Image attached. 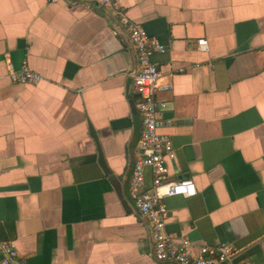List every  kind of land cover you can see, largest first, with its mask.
Returning a JSON list of instances; mask_svg holds the SVG:
<instances>
[{
  "label": "crops",
  "instance_id": "0c3cea01",
  "mask_svg": "<svg viewBox=\"0 0 264 264\" xmlns=\"http://www.w3.org/2000/svg\"><path fill=\"white\" fill-rule=\"evenodd\" d=\"M111 1L0 0V239L29 264H175L130 195L142 119L123 11L165 45L169 178L196 188L165 199L167 232L264 264V0ZM10 64L43 78L13 82Z\"/></svg>",
  "mask_w": 264,
  "mask_h": 264
},
{
  "label": "built area",
  "instance_id": "2783aa9c",
  "mask_svg": "<svg viewBox=\"0 0 264 264\" xmlns=\"http://www.w3.org/2000/svg\"><path fill=\"white\" fill-rule=\"evenodd\" d=\"M99 1L112 6L111 0ZM118 20L126 27L138 57V72L133 74V78L134 89L139 95L137 108L142 118V131L138 140V158L130 179V195L136 209L150 223L154 258L156 261L175 264H242L239 249L230 243L195 247L188 238L176 239L167 232L169 210L165 199L175 195L193 196L196 188L189 177L169 178L168 160L174 159L175 150L171 136L160 131L164 119L158 96L161 92L171 90L172 85L163 81V72L153 60L155 53L164 51L165 45L125 12H118ZM113 33L118 34V29H114ZM198 45L202 50L208 48L206 39H200ZM8 76L13 82L30 84H36L43 78L27 65L16 70L11 64ZM147 168L152 171L150 187L145 181ZM0 264L29 263L20 255L14 240L0 239Z\"/></svg>",
  "mask_w": 264,
  "mask_h": 264
},
{
  "label": "water",
  "instance_id": "95a60500",
  "mask_svg": "<svg viewBox=\"0 0 264 264\" xmlns=\"http://www.w3.org/2000/svg\"><path fill=\"white\" fill-rule=\"evenodd\" d=\"M137 72H138V65H137V69H136L135 73H137ZM100 162L103 164L104 168L106 169V165L104 163V159H103L102 155L100 156Z\"/></svg>",
  "mask_w": 264,
  "mask_h": 264
}]
</instances>
